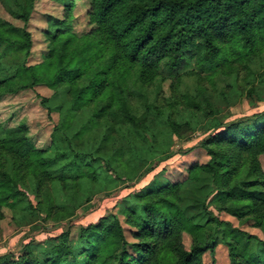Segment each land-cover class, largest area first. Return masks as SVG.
I'll return each mask as SVG.
<instances>
[{"label":"trees","instance_id":"16d2710c","mask_svg":"<svg viewBox=\"0 0 264 264\" xmlns=\"http://www.w3.org/2000/svg\"><path fill=\"white\" fill-rule=\"evenodd\" d=\"M35 1L3 0L12 16L24 22L30 20ZM59 1L68 5L72 0ZM90 7L95 27L78 35L65 20L58 21L59 27L48 33L49 53L39 64L29 63L32 33L0 17V95L39 84L61 91L68 103L65 115L89 113L75 138L67 139L69 151L74 152L76 143L92 142L90 152L75 155L85 169L72 175L79 161L63 163L66 153L61 155L60 147L55 145L58 154L53 157L50 148L30 145L28 125H0V219L4 207L24 216L35 210L52 215L57 202L48 181H57L64 195L76 198L81 179L95 174L100 161L120 179L136 171L144 176L153 168L148 165L151 147L146 149L151 139L158 142L164 132L179 133L173 106H200L198 95L189 90L175 92L164 105L156 85L173 79L179 87L191 59L193 71L187 73L199 83L215 86L234 75L251 83L264 57V0H91ZM250 121L216 126L201 142L209 161L193 163L188 176L190 181L208 176L219 191L220 210L240 220L253 219L264 236L259 157L264 154V111ZM183 184L162 185L138 196L141 213L125 210L134 243L112 215L81 225L74 236L65 229L46 259L11 252L0 255V264H204L203 253L214 250L218 240L228 247L233 264H264V238L253 246L245 233L232 226L228 230V222L211 212L205 224L188 219L178 202ZM184 232L192 235L190 249L184 246ZM73 241L83 244L84 258Z\"/></svg>","mask_w":264,"mask_h":264},{"label":"rangeland","instance_id":"374dc122","mask_svg":"<svg viewBox=\"0 0 264 264\" xmlns=\"http://www.w3.org/2000/svg\"><path fill=\"white\" fill-rule=\"evenodd\" d=\"M90 6L91 0H72L68 5L59 0H36L30 20L24 22L12 16L3 0H0V17L15 26L26 27L32 33L34 44L29 63L39 64L49 53L48 33L59 27L58 21L65 20L71 31L78 35L95 27L89 17ZM193 61L191 59L183 71L184 82L179 87H176L173 79L164 80L155 86L164 105L168 103L166 99L175 92L179 95L189 90L198 95L200 106L181 103L173 106L172 116L179 133L169 135L164 132L158 142L151 139L146 149L151 147L152 160L148 165L153 168L140 178V172L136 171L130 174L131 177L127 176L128 179H120L100 161L95 165V174L91 173L81 179L76 198L64 195L57 181H48L51 194L57 202L52 215L48 216L43 210H35L24 216L20 210L16 213L9 207L3 208V217L0 219V255L29 252L46 259L62 231L70 229L74 236L81 225L99 223L112 215L118 216L125 227L128 241L134 243L137 241L132 232L134 227L126 222L125 210L134 208L141 213L142 202L138 196L177 182H184L179 193V205L186 217L194 223L205 224V216L211 212L218 220L228 222V230L232 226L245 233L253 246L257 239L264 238L262 229L255 226L253 219L240 220L220 210L219 191L214 189L208 176L203 174L198 181H190L188 176L193 163L209 161L208 151L201 142L216 126L231 122L249 125L252 117L264 111V57L259 61L257 74L250 80L251 83L234 75L219 81L215 86L199 83L196 77L187 73L193 71ZM198 87H203L204 91L197 92ZM67 104L61 91L46 84L0 95V125L4 128L28 125L27 138L30 145L37 149L50 148L53 157L58 154L57 148L53 151L57 145L61 155L66 153L63 163L71 164L74 159L75 164L79 161V168L72 173L78 175L79 171L85 169L86 163L80 158L76 160L75 155L90 152L89 144L92 142L87 139L76 143L74 152H71L67 139L75 138L76 132L88 121L89 113L70 111L65 115ZM259 157L264 170V154ZM147 167H143L142 171ZM93 240H96V236ZM183 243L185 248H191L193 238L190 233H183ZM73 245L80 257L84 258L85 255L80 254L84 249L83 244L73 241ZM213 249L209 248L203 253L204 264H233L229 249L223 242L218 240ZM131 251L135 253L134 249Z\"/></svg>","mask_w":264,"mask_h":264}]
</instances>
